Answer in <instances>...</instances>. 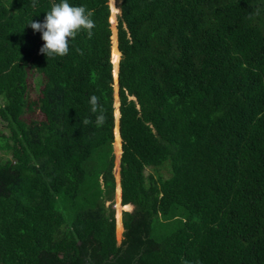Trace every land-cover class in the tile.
Here are the masks:
<instances>
[{
  "label": "trees",
  "instance_id": "16d2710c",
  "mask_svg": "<svg viewBox=\"0 0 264 264\" xmlns=\"http://www.w3.org/2000/svg\"><path fill=\"white\" fill-rule=\"evenodd\" d=\"M54 2L0 0V264H264V0H116L120 242L110 7L47 59Z\"/></svg>",
  "mask_w": 264,
  "mask_h": 264
},
{
  "label": "clouds",
  "instance_id": "9594fccd",
  "mask_svg": "<svg viewBox=\"0 0 264 264\" xmlns=\"http://www.w3.org/2000/svg\"><path fill=\"white\" fill-rule=\"evenodd\" d=\"M115 5L116 0H109L110 11L113 9L119 12V7L116 8ZM92 16L93 12L88 10L86 6H72L69 0H59V3H52L43 22L31 20L28 25L34 31L42 34L41 38L44 44L40 48V53L49 59L56 56H66L69 53L70 40L75 39L81 30H86L89 38H91L92 29L95 27ZM89 103L92 113L95 114L99 111L95 123L97 126L102 125L105 122V115L103 108L99 105V97L91 95ZM90 122L88 118L82 121L84 125H88Z\"/></svg>",
  "mask_w": 264,
  "mask_h": 264
},
{
  "label": "rangeland",
  "instance_id": "374dc122",
  "mask_svg": "<svg viewBox=\"0 0 264 264\" xmlns=\"http://www.w3.org/2000/svg\"><path fill=\"white\" fill-rule=\"evenodd\" d=\"M108 4H109V0H108ZM116 7H117V3H116ZM110 12H112V11H110ZM111 14H110V17H111ZM117 14H118V12H116V15H115L116 18H117ZM110 17H109V19H110ZM111 29H112V25H111ZM116 29H117V19H116ZM113 64H114L113 68H114V71H115V63H113ZM39 76L40 75L34 70H31L29 72V78H28V81H29V97L32 100H38L39 97L41 96V89H42L43 86L38 80ZM114 82H115V76H114ZM117 93H118V85H115V100H116ZM35 109H36L35 111H32V112L30 111L27 114H25L24 118L26 120H28V121L31 120V119L42 120L44 118V115L42 114V112L39 109H37V108H35ZM115 123H116V120H115ZM0 133L5 134V135H8L10 133L9 128L6 126V123L4 121H2L1 119H0ZM3 152L4 151L2 149H0V155H2ZM114 153H115V149H114ZM4 157H11V156L10 155H5ZM115 157H116V154H115ZM116 162L117 161L115 159V167H114L115 179H116V174L115 173L117 171ZM119 173H120V166H119ZM150 173H152L154 175H161L163 178H168L171 175L170 163L169 162H165L160 167H156V166L147 167L145 169V174H150ZM116 186H117V183H116ZM116 200H117V198H116V190H115V195H114L113 201H108L107 204H110L111 202H112V204L114 203L115 212H116V215H117V208H116L117 202H116ZM121 202H122V199H121ZM131 208H132V205H123L122 212L124 211V209L126 210V209H131ZM116 224H117V219H116ZM116 231H117V225H116ZM122 233L118 236V234L116 232V236H117V239H118L119 242L122 239Z\"/></svg>",
  "mask_w": 264,
  "mask_h": 264
},
{
  "label": "bare ground",
  "instance_id": "6f19581e",
  "mask_svg": "<svg viewBox=\"0 0 264 264\" xmlns=\"http://www.w3.org/2000/svg\"><path fill=\"white\" fill-rule=\"evenodd\" d=\"M116 7V5H115ZM117 8V7H116ZM112 14L110 17V21L112 23V49H111V60L113 63H115V71H114V76H115V85H118V64L121 58V52L118 48V38H117V29H116V12L115 10L112 9ZM118 96V95H117ZM116 96V109H115V115H116V122L117 125L115 127V141H114V149H115V154H116V180H117V187H116V208H117V234L118 236L123 232V223H122V210H123V204L121 202L122 199V190H121V184H120V173H119V163H120V157L122 154V138L120 135V131L118 128V120L120 117V112H119V98ZM116 170V169H115ZM131 205V204H130Z\"/></svg>",
  "mask_w": 264,
  "mask_h": 264
},
{
  "label": "water",
  "instance_id": "95a60500",
  "mask_svg": "<svg viewBox=\"0 0 264 264\" xmlns=\"http://www.w3.org/2000/svg\"><path fill=\"white\" fill-rule=\"evenodd\" d=\"M117 19V18H116ZM113 62V61H112ZM118 70H119V65H118ZM117 95H118V93H117ZM119 97V96H118ZM119 105H120V102H119ZM119 112H120V110H119ZM118 128H119V120H118ZM125 210V209H124Z\"/></svg>",
  "mask_w": 264,
  "mask_h": 264
}]
</instances>
